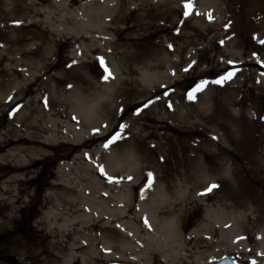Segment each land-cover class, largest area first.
Instances as JSON below:
<instances>
[{
  "label": "rangeland",
  "instance_id": "rangeland-1",
  "mask_svg": "<svg viewBox=\"0 0 264 264\" xmlns=\"http://www.w3.org/2000/svg\"><path fill=\"white\" fill-rule=\"evenodd\" d=\"M32 1L0 0V142L3 134L16 139L34 132V129L28 127L26 111H30L32 117L40 119L47 128L41 135L46 136L49 142L45 147L42 146L40 153L31 154L21 150L18 159H24L22 166L28 168L24 170L25 176L20 175L22 178L19 180L10 178L19 174L18 172L0 174V264H71L67 257L74 252V241L82 239V234H85L89 242L96 243L91 244L92 247L98 248L96 245L101 244L103 249L105 231L107 239H111L108 235L113 231L106 230L103 224L88 232V235L83 233L84 224H90L92 214L96 215L95 210L84 213V209H93V203H100L102 191L105 192L104 189L117 184L121 176L122 182L133 183L134 178L130 181L126 179L129 173L120 176L118 171H109L108 155H111L110 152L116 154L133 148L134 144L137 155L130 153L134 158L136 156L140 159L141 165H145L144 171L151 174L164 172L165 157L169 159V165L172 167L169 171L177 177L186 176L189 172L199 173L195 167L188 164L184 166L183 157L171 153V149L176 146L184 152L193 149L201 158L214 156L223 164L219 169L221 175L218 181L213 176L212 168H209L208 172V175H211L208 178L209 186L217 185L212 189H219L216 196L222 197V200L215 204L222 205L226 198L227 202L231 203L229 195L235 197L241 192L237 210L248 213L255 209H264V196L262 195L261 200L256 199L262 191L261 188L258 190L255 184L249 183V176H254L264 185V71L256 70V74L253 71L252 78L248 77L249 71H245V67L240 63L237 56L240 52L236 46H227V56L221 57L220 51L225 49V42L209 52V56L214 57L212 63L199 58V50L209 49L211 46L203 37V33H208L211 27L212 31L208 34L211 37L214 33H219L223 26L231 29L233 25L250 24L251 30L254 31L255 21L261 19L255 15L264 17L263 12L258 9L262 6L261 1L193 0V8L185 15L189 10L185 8L184 0H123L126 13H133L134 19L138 21L134 28V37L142 38L151 29L147 24L167 27V31L142 40L147 42L145 52L155 50V59L150 60L152 63L156 61L157 64L153 79L145 76V60L150 59L148 56L129 62V66L134 70L128 71V75L124 74L125 78H131L132 84L139 90L161 89L135 110L124 112L125 105L121 104L118 113L108 112L104 120L97 121L99 125L90 123L87 127L82 126L78 115L74 113L77 110L75 107L74 112L67 114V118L54 114L58 109L64 108L59 103L60 97L69 101L76 99L86 92L84 89L90 83L83 84L78 78L68 77L85 74L89 81L104 88L112 80L111 75L107 80L103 79L108 75L105 67L112 74L115 62L123 70L126 58L122 51L132 52L133 49L128 48L122 39H118L117 33L108 31L109 47L102 45L100 50H93L90 44L93 38L99 36V33H96L97 28L91 27V30L83 32L74 25V33L62 28L54 30V24L50 25L49 21L56 22L59 11L52 8L50 20L45 12L32 10ZM102 2L103 0L99 3ZM233 8L241 9L245 16L238 18L232 13ZM11 19L14 22H10ZM16 21L20 23H15ZM115 42L117 46L111 45ZM103 52H107L113 59L108 61ZM250 53L260 56L256 50H251ZM261 60H264V57H261ZM221 62L222 65L226 63L231 67L217 74L210 71L213 65ZM238 63L239 66L236 65ZM228 72L234 73L231 79L215 83ZM49 75L54 76L53 81L47 80ZM62 80L64 83H58ZM201 81L207 83L200 91L193 92L194 98L190 99L189 93ZM16 83H20L21 90L14 87ZM54 85H59L58 89H62L56 97ZM11 87H14L15 93L18 90V96H24L23 100L13 107L11 102L17 101L18 98L8 96L13 93L10 91ZM95 91L96 89H93V92ZM243 93L248 96L246 102L234 104L236 96ZM143 98L145 96L132 98V101H141ZM144 112L157 119L159 124H169L185 131L190 140L186 141V135L174 136L167 129H158L155 134L149 135L150 132L141 125L146 123L142 119ZM70 113L73 114L71 124L74 125V131L65 133L64 127L67 121H71ZM108 114L110 118H107ZM51 117L65 122H57L51 126L47 121ZM121 125L126 127L122 128ZM51 128H57L56 133H53ZM95 128L100 129L98 134L93 132ZM116 133H120V138L105 148L106 138H111ZM32 144L6 145L0 150V165L21 166L20 162L14 161L16 156H12L10 150L15 146L31 147ZM192 159L191 162H197L193 157ZM10 161L18 165L9 163ZM230 162L235 163L238 168L233 180L224 175V169ZM88 172L98 180L100 186L107 182L105 188L102 189L101 186L97 191L94 184L86 181L84 176ZM109 180L112 181L108 182ZM81 185L83 187H80ZM80 188L83 193L79 192ZM71 201L74 203L71 204ZM212 203V200L202 201L198 205L199 208L188 205L184 221L187 233L210 223L205 217ZM250 208L253 209L250 211ZM54 211L58 212V215L52 219L51 214ZM234 213L231 215H235ZM260 215L263 219L259 224H264V215ZM119 223L113 221L109 225L121 232L123 229ZM121 238L117 235L113 239L119 245L117 241ZM56 241L58 243H54ZM56 245L59 249L54 248ZM104 249L105 262L96 264H121L120 250L106 253V248ZM225 249L226 245H220L221 252L214 257L213 264L226 256L234 257L241 264H256L255 261L258 260L254 253L245 254L242 250L239 253L224 251ZM48 250H51L52 254L47 253Z\"/></svg>",
  "mask_w": 264,
  "mask_h": 264
},
{
  "label": "bare ground",
  "instance_id": "bare-ground-1",
  "mask_svg": "<svg viewBox=\"0 0 264 264\" xmlns=\"http://www.w3.org/2000/svg\"><path fill=\"white\" fill-rule=\"evenodd\" d=\"M100 1L101 0H33L30 4L34 12H45L44 14L48 19L50 18V20L53 12L52 8L59 11L58 20L56 22L52 20L49 21L50 25L54 24V30L62 28L63 30H69L74 33V25L83 32L91 30V27L97 28L96 33L98 32L99 36L93 38L90 44L93 50H100L102 45H107V47H109L107 41V35H109L108 31L117 33L118 39H122L128 48L133 49L132 52L129 50L122 51V54L126 58L123 70L113 61L112 80L109 84H106L104 88L89 81L85 74L83 76L73 75L68 77L69 79L78 78L83 84L90 83L84 89L86 92L81 96L79 95L76 99L70 101L63 100L59 96V103L64 108L58 109V112L54 114H59V117L64 115L67 118V114L71 111L74 112L75 107L77 110H75L74 113L78 115L82 126L85 125L86 127L90 123L99 125L97 121L104 120L103 118L108 112L118 113L119 105L121 104L125 105L124 112L135 110V108L147 102L161 89L160 87L156 91H150L151 89L139 90L132 84L131 78H125L124 74L128 75V71L134 70L132 66H129V62H134L138 58L148 56L150 59L148 61L145 60V66L147 68L145 76L148 79H153L156 75L155 69L157 68L155 67L157 64L156 61L152 63L150 60L155 59V50L145 52L144 47L147 42H142V40H148L149 38L157 36L160 32L167 31V27L147 24L151 28L147 31L148 33L146 32L142 38L134 37V28L138 24V21L134 19L133 13H126V9H124L125 2L123 0H103L102 3H99ZM259 1L262 2V6L258 9L264 14V0ZM43 3L48 4L43 5ZM231 10L238 18L245 16L241 9L236 10L233 8ZM113 12L116 13L113 14ZM255 17L261 19L255 21L256 29L253 27L254 31L251 30L250 24L248 26L233 25L231 29H226V26H223L219 33H214L211 37L208 34L212 31V27L209 28L208 33H203V37H205L206 41H208L211 46L209 49H200L199 58L201 57L212 63L214 57L209 56V52L220 47L222 43L225 42L226 46H223L225 49L220 51L221 57L227 56V46H236L239 48L240 52L237 55L240 63L245 67V71H249L248 77L252 78L253 71H255V74L256 70L264 71V60H261V57H264V43H261V41H264V17L256 15ZM10 22H14V20L11 19ZM131 22L132 24H130ZM225 22L226 20L223 24ZM108 24L113 25L108 26ZM63 30H61V32ZM256 35L257 39L255 40ZM111 45L117 46L116 42ZM251 50H256L260 56L251 54ZM103 54H105L104 56L108 61L113 59L107 52H103ZM84 55L86 56V53H84ZM157 60L161 61V59ZM222 63L223 62L213 65L210 71L217 74L231 67L229 64L225 63L222 65ZM236 65L239 66V63ZM251 67L255 69L252 70ZM47 78V80L53 81L54 76L49 75ZM62 82L64 83V80L58 83ZM19 85L20 83H16L14 87L21 90V85ZM58 86L59 85L53 86L55 97L59 94V91L62 90L58 89ZM14 87L10 89L13 93L8 94L9 97L18 98L17 101L14 100L15 102H11L12 107L17 105V103L24 98L23 95L18 96L20 95L17 93L18 90L15 93ZM93 89H96V91L93 92ZM142 96H145V98L141 101H132V98L137 99ZM236 97L237 99H234L233 103L238 105L244 104L248 96L243 93ZM70 102L71 104H67ZM34 103H36V100H34ZM71 113L69 114L71 121H67L64 127L65 133L66 131H74V125L71 124L73 121V114ZM26 114L25 118L29 121L28 127L34 129V132L29 133V135L25 137L19 136L16 139H12L8 135L3 134L0 142V150L10 144L22 145V143H33L31 147L15 146L10 150L11 155L16 156L14 161L20 162L21 166H10L7 164L8 167H5L0 165V174L10 171L19 173L10 177L13 180L22 178L20 175L25 176L24 170L28 168V166H22L24 159H18V155H21V150L31 154L40 153L42 146L45 147L47 142H49L46 136L41 135V132L47 129L41 120L34 116L32 117L30 111H26ZM144 114L145 116H143L142 119L145 120L146 123L141 125L145 130L150 132L149 135L155 134L158 129H167L172 132L174 136L180 137V135H186V141L190 140L185 131L177 129L169 124H159L157 119L148 116L149 114L145 112ZM107 118H110L109 114ZM21 121L23 122L22 118ZM47 121L51 126H53V124L56 125L57 122H65L61 119H53L52 117ZM51 129L53 133H56L57 128ZM35 145H40V147H36ZM184 146L188 147L187 145ZM135 147L136 144L133 145V148L124 149L116 154L110 152L111 155H108L109 171H118L120 176L129 173L126 179L128 175L132 174V179L134 178L133 183L126 184L122 182L123 179L121 176L120 180H117V184L114 183L110 188L104 189L105 192L102 191L103 196L100 203H93V209H91V207L84 209V213L95 210L96 215H100L96 216L92 214L93 218L90 224L86 225L82 223L85 227L84 232H81L88 235V232L93 231L103 224L106 230L113 231L112 234L110 233V235H108L111 239H107V232L105 231L104 236L106 239L102 241H105L103 245L105 244L104 248H106V253L120 250V254L122 255H120L119 261L121 264H213L212 260L221 252L220 245L222 244L226 245L224 251L232 250L239 253L242 250L246 252L245 254L254 253L258 257L255 263L264 264V224H259L263 219L260 213L264 215V209H255L251 211L253 208H250L251 212H240L236 209V206L239 203L238 198L242 195L241 192H239L240 194H236L235 197L229 195L232 201L231 203H228V198H226L222 202V205H220L215 204V202L222 200V197L216 196L219 189L207 191L210 187L208 178L211 176L208 175L209 168H212L213 176L218 181L221 175L219 169L223 166L221 160L208 155L207 158L203 156L202 159L200 156H197L195 150L187 149V152H184L176 146L171 149V153L183 157L184 166L188 164L190 167H195L199 170V173L189 172L185 174L186 176L177 177L169 171L172 170V167L169 165V159L165 157L163 159V161L166 162V169L164 172L162 174H152L151 177H149V173L144 171L145 165H141V160L136 156L134 158L130 153L133 152L137 155ZM192 157L196 159L197 162H191L190 159L193 160ZM9 163L15 164L16 162L10 161ZM34 164H36V162ZM224 171V175H227L225 177L233 180V178H236L238 168L235 163L230 162L227 164ZM113 175L116 176L117 174ZM180 175H182V173ZM240 176L243 175L240 174ZM84 178L92 185L94 184L97 191L101 189V186L102 189L105 188L104 186L107 183L104 182L100 186L98 180L94 179L89 172ZM111 181L109 180L108 182ZM119 181H121V183H119ZM128 181L130 180L128 179ZM245 181H247V178H245ZM149 182H151V186H149ZM249 183L255 184L258 190L261 188L262 191H260V194L258 193L259 195L256 198L261 200L264 196V185L254 176H249ZM80 187H83V185ZM79 192H82L81 188ZM205 200H212L214 202L211 208H209L207 217H205L211 224H204L201 229L194 228L191 232L187 233L184 221L185 216H187L186 210L189 208L188 205H191L192 208H199V203ZM82 201L83 200H81L80 205L83 204ZM73 203L74 202L71 201V204ZM106 203H109V205H106ZM214 205L216 206L214 207ZM256 212L258 214H256ZM232 213L235 215L232 216ZM57 215L58 212L54 211L51 214V218H57ZM71 218L74 219V217ZM113 221L120 222L119 225L122 226L121 228L123 231L118 232L116 228L109 225V223ZM117 235L122 237L120 241H117L119 245H117L115 239H113L114 236ZM81 238L80 240L74 241V252L67 257L69 263L96 264L106 260L103 254L105 249H101V244L96 245L98 248L92 247L91 244L96 243L89 242L85 234H82ZM54 243H58V241ZM54 248L59 249V246L56 245ZM47 253L52 254V251L48 250Z\"/></svg>",
  "mask_w": 264,
  "mask_h": 264
},
{
  "label": "snow or ice",
  "instance_id": "snow-or-ice-1",
  "mask_svg": "<svg viewBox=\"0 0 264 264\" xmlns=\"http://www.w3.org/2000/svg\"><path fill=\"white\" fill-rule=\"evenodd\" d=\"M184 6L186 9H188L189 11L185 12V15H188L189 12L191 11V9L193 8V0H184ZM211 18V17H210ZM15 23H20V21H16ZM261 43H264V41H261ZM191 67V65L189 66ZM105 71L108 72V75H105L103 77V79L107 80L109 78V76L111 75V73L108 71V69L105 67ZM185 71H187V69H185ZM234 75V73L232 72H228L227 74H225L224 76H221L219 80L215 81V83H222L224 80H228L231 79L232 76ZM206 81H201L199 85H197V87L195 89H193L192 92L189 93V98L192 99L193 97V92L196 91H200L203 87L204 84H206ZM69 87H71V85H69ZM145 107H147V105H145ZM106 127V126H105ZM121 127H126V125H121ZM93 132L95 134H98L100 132L99 128H95L93 129ZM120 138V133H116L115 135H112L111 138H106L107 142L104 144L105 148H108L110 145L114 144L118 139ZM87 155V153L85 154ZM103 171V169H101ZM151 173H149V177H151ZM109 179H113V177H109ZM129 180L132 179V177H128ZM149 186H151V182H149ZM217 187V185L212 184L207 191H211L212 188Z\"/></svg>",
  "mask_w": 264,
  "mask_h": 264
},
{
  "label": "water",
  "instance_id": "water-1",
  "mask_svg": "<svg viewBox=\"0 0 264 264\" xmlns=\"http://www.w3.org/2000/svg\"><path fill=\"white\" fill-rule=\"evenodd\" d=\"M217 264H235V262L232 258L226 257L218 261Z\"/></svg>",
  "mask_w": 264,
  "mask_h": 264
}]
</instances>
